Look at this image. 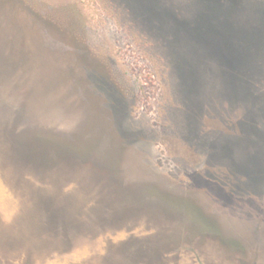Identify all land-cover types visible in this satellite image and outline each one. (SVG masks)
Returning a JSON list of instances; mask_svg holds the SVG:
<instances>
[{
    "label": "rangeland",
    "instance_id": "rangeland-1",
    "mask_svg": "<svg viewBox=\"0 0 264 264\" xmlns=\"http://www.w3.org/2000/svg\"><path fill=\"white\" fill-rule=\"evenodd\" d=\"M0 264H264V0H0Z\"/></svg>",
    "mask_w": 264,
    "mask_h": 264
},
{
    "label": "trees",
    "instance_id": "trees-1",
    "mask_svg": "<svg viewBox=\"0 0 264 264\" xmlns=\"http://www.w3.org/2000/svg\"><path fill=\"white\" fill-rule=\"evenodd\" d=\"M199 2L204 4L206 3V0H199ZM248 46L249 44L247 47ZM227 49L230 50L232 54H234L232 58L234 65H236L238 68L244 66L245 68H254V66L257 65L256 60H253L252 56L249 54L244 52L245 54L241 55L243 51H239V53H237V47H235L234 44L229 43ZM17 150L18 151L15 152L14 156H16V162L21 165L23 171L24 169L31 167L34 177H39L40 179V176L43 177L46 175L51 184H58L60 181L65 179L68 171H73L78 166H83L86 164H90L91 167L89 169L91 172L87 170L85 173L87 174L88 172L91 177L85 178L84 180L85 182L88 180L92 181V183H87L89 186H93L94 183L97 184L98 181L93 182V180H97L99 177H101V175H104V172L99 168V161L94 159L93 155L90 154L89 148H86L79 139L69 140L68 138L65 139L53 134H51V136H43L40 133H35L31 139H28V137L24 138V141H22L20 144V149ZM109 186V184L103 183L105 195L107 193L116 195L117 191L112 189L113 186ZM51 195H53L52 192ZM54 199L55 198L51 197L52 218H54V213L57 209V207L55 208L54 205ZM109 209L111 210L113 208L110 207Z\"/></svg>",
    "mask_w": 264,
    "mask_h": 264
}]
</instances>
